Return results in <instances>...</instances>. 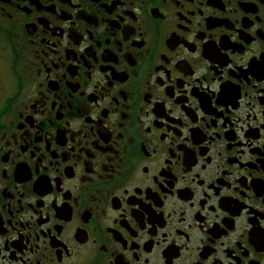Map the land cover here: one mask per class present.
Masks as SVG:
<instances>
[{"label":"flooded vegetation","instance_id":"flooded-vegetation-1","mask_svg":"<svg viewBox=\"0 0 264 264\" xmlns=\"http://www.w3.org/2000/svg\"><path fill=\"white\" fill-rule=\"evenodd\" d=\"M0 264H264V0H0Z\"/></svg>","mask_w":264,"mask_h":264}]
</instances>
